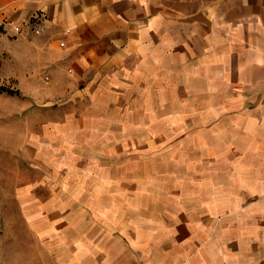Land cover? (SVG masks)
<instances>
[{
	"label": "rangeland",
	"instance_id": "rangeland-1",
	"mask_svg": "<svg viewBox=\"0 0 264 264\" xmlns=\"http://www.w3.org/2000/svg\"><path fill=\"white\" fill-rule=\"evenodd\" d=\"M5 33L0 29V264H160L163 224L183 216L199 228L214 223L199 237L216 234L217 253L226 223L233 224L231 252L256 259L264 143L242 141L241 148L224 133H189L191 118L180 121L183 132L170 133L176 119L162 118L169 112L151 108L143 87L128 81L42 101L50 85L35 87L39 96L9 77L18 55L7 53L13 36Z\"/></svg>",
	"mask_w": 264,
	"mask_h": 264
},
{
	"label": "crops",
	"instance_id": "crops-1",
	"mask_svg": "<svg viewBox=\"0 0 264 264\" xmlns=\"http://www.w3.org/2000/svg\"><path fill=\"white\" fill-rule=\"evenodd\" d=\"M0 29L13 36L7 53L18 55L9 77L28 90L50 85L42 101L128 81L169 112L162 118L176 119L170 133L191 118L189 133H224L241 148L264 143V0H0ZM200 223L163 224L160 264H264V220L256 259L231 252L233 224L217 253L216 234L199 237L214 223Z\"/></svg>",
	"mask_w": 264,
	"mask_h": 264
},
{
	"label": "built area",
	"instance_id": "built-area-1",
	"mask_svg": "<svg viewBox=\"0 0 264 264\" xmlns=\"http://www.w3.org/2000/svg\"><path fill=\"white\" fill-rule=\"evenodd\" d=\"M14 29H15L16 32L19 31V27H17V26H15Z\"/></svg>",
	"mask_w": 264,
	"mask_h": 264
}]
</instances>
